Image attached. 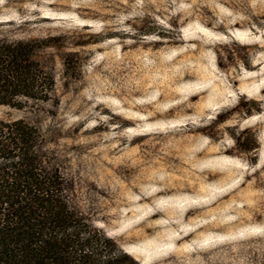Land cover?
I'll use <instances>...</instances> for the list:
<instances>
[{
  "label": "rangeland",
  "instance_id": "obj_1",
  "mask_svg": "<svg viewBox=\"0 0 264 264\" xmlns=\"http://www.w3.org/2000/svg\"><path fill=\"white\" fill-rule=\"evenodd\" d=\"M8 21L74 54L50 50L57 107L0 119L40 127L96 226L139 264H264V0H0Z\"/></svg>",
  "mask_w": 264,
  "mask_h": 264
},
{
  "label": "trees",
  "instance_id": "obj_2",
  "mask_svg": "<svg viewBox=\"0 0 264 264\" xmlns=\"http://www.w3.org/2000/svg\"><path fill=\"white\" fill-rule=\"evenodd\" d=\"M62 40L63 35L0 32V107L28 114L59 105L57 61L50 50L59 51L64 73L74 56L61 53ZM236 140L240 152L254 148L248 138ZM47 146L35 122L0 119V264H139L95 225L75 198V181Z\"/></svg>",
  "mask_w": 264,
  "mask_h": 264
}]
</instances>
